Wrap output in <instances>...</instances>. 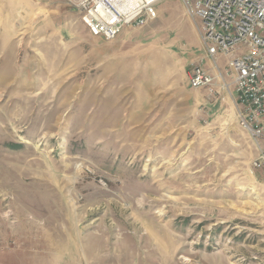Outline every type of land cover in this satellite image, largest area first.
I'll use <instances>...</instances> for the list:
<instances>
[{"label":"rangeland","instance_id":"rangeland-1","mask_svg":"<svg viewBox=\"0 0 264 264\" xmlns=\"http://www.w3.org/2000/svg\"><path fill=\"white\" fill-rule=\"evenodd\" d=\"M157 11L107 41L0 0V264H264V143L230 78L190 87L201 21Z\"/></svg>","mask_w":264,"mask_h":264},{"label":"built area","instance_id":"built-area-1","mask_svg":"<svg viewBox=\"0 0 264 264\" xmlns=\"http://www.w3.org/2000/svg\"><path fill=\"white\" fill-rule=\"evenodd\" d=\"M75 1L90 34L113 41L127 27L155 20L157 5L165 0ZM181 1L189 15L202 23V42L213 68L219 71L220 57L226 59L224 77L234 86L242 127L264 143V0ZM189 84L195 90L208 89L214 86L215 77L196 66ZM228 84L223 81V87ZM256 166L264 171V155Z\"/></svg>","mask_w":264,"mask_h":264},{"label":"crops","instance_id":"crops-1","mask_svg":"<svg viewBox=\"0 0 264 264\" xmlns=\"http://www.w3.org/2000/svg\"><path fill=\"white\" fill-rule=\"evenodd\" d=\"M192 30V28H191ZM193 35H194V46H195V52L193 53L192 56L193 57V61L195 62L196 66H203L211 75H213L215 77L216 82L215 83H219L220 87L223 89V81H227L224 77V72L226 70V59L225 57H220L219 59V67L220 70L217 71L213 68V63L212 61L207 57V53H206V49L205 46H203V44L200 42L199 40V32H196L193 30ZM189 38H191V34H188ZM198 50V51H197ZM195 66V67H196ZM223 76V78H221L220 76ZM190 76V74H189Z\"/></svg>","mask_w":264,"mask_h":264}]
</instances>
